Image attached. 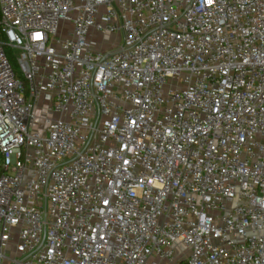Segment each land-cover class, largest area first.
I'll return each instance as SVG.
<instances>
[{
    "label": "built area",
    "instance_id": "1",
    "mask_svg": "<svg viewBox=\"0 0 264 264\" xmlns=\"http://www.w3.org/2000/svg\"><path fill=\"white\" fill-rule=\"evenodd\" d=\"M0 264H264V0H0Z\"/></svg>",
    "mask_w": 264,
    "mask_h": 264
},
{
    "label": "trees",
    "instance_id": "2",
    "mask_svg": "<svg viewBox=\"0 0 264 264\" xmlns=\"http://www.w3.org/2000/svg\"><path fill=\"white\" fill-rule=\"evenodd\" d=\"M10 59H11V62H12V64L15 66V68H17V64H15V62H14V59H13L12 55L10 56Z\"/></svg>",
    "mask_w": 264,
    "mask_h": 264
},
{
    "label": "rangeland",
    "instance_id": "3",
    "mask_svg": "<svg viewBox=\"0 0 264 264\" xmlns=\"http://www.w3.org/2000/svg\"><path fill=\"white\" fill-rule=\"evenodd\" d=\"M14 62H15V59H14ZM173 84H176V83H173Z\"/></svg>",
    "mask_w": 264,
    "mask_h": 264
}]
</instances>
